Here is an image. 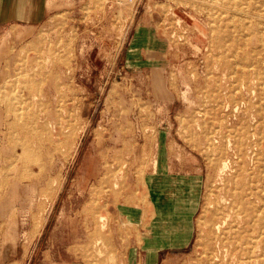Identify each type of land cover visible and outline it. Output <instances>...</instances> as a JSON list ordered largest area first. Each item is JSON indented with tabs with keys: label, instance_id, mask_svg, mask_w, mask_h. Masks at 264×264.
Here are the masks:
<instances>
[{
	"label": "rangeland",
	"instance_id": "rangeland-1",
	"mask_svg": "<svg viewBox=\"0 0 264 264\" xmlns=\"http://www.w3.org/2000/svg\"><path fill=\"white\" fill-rule=\"evenodd\" d=\"M3 1L1 18L22 2L23 18L36 10L38 21L0 22V85L31 88L38 123L58 142L50 161L34 140L31 160L0 178V200L8 173L21 184L12 218L0 209V264H264L231 248L206 260L211 200L232 179L241 133L254 134L249 164L264 176V83L237 85L223 64L228 55L255 70L264 58L255 24L232 31L240 0ZM259 3L251 11L264 14ZM39 64L34 81L18 75ZM55 179L63 189L52 199Z\"/></svg>",
	"mask_w": 264,
	"mask_h": 264
},
{
	"label": "bare ground",
	"instance_id": "bare-ground-1",
	"mask_svg": "<svg viewBox=\"0 0 264 264\" xmlns=\"http://www.w3.org/2000/svg\"><path fill=\"white\" fill-rule=\"evenodd\" d=\"M261 1L264 2V0H240L242 6L240 8L235 7L239 10L237 11L238 14H232V16L238 17L234 19L236 24L232 31L247 35L248 31L254 27L252 24H255L256 29L253 34L259 37L261 33L259 40L263 42L264 45V14L251 11L255 9L256 4L258 5ZM202 5L204 4L202 3ZM212 9H214V7ZM215 14L218 13L215 12ZM250 18L252 19L250 20ZM212 22H214V20ZM219 22H221V19ZM227 38L228 36H219L218 41L219 43H223ZM245 39V43L249 44L254 40V37ZM259 62V67L255 70H250L246 69L242 64H240L241 66L233 65L232 58L228 55H224L223 60V64L229 68L230 76H236L235 80L233 79L232 82L235 81L237 85H247L248 87L252 86V83H256L258 91L261 92V86L264 83V58L262 57ZM238 72L240 75L237 74ZM40 73L41 68L39 64L38 67L35 66V68H30L29 72L21 71L18 75H29L34 81ZM14 83V80L10 79L8 83L0 85V178L3 177L5 171H14L21 163L27 164L31 160L34 152V140L43 143L44 151L51 156L49 159L50 161L53 158L52 148H56L58 142L57 138L54 137L46 124L43 123L40 125L38 123L40 118H38L36 113L34 100L36 94L28 86H25V89L15 91L13 88ZM241 134L242 135L236 137L234 141V161L236 165L234 174L231 177L232 179H229L228 182L225 183V193H218L211 200V221L208 224V240L205 245L206 260H224L225 253L228 252L230 248L233 253H237L239 250L251 258L264 260V258H262L264 256V182L260 184V180L263 179L264 176L261 178L260 173L254 170V166H250L249 164V157L252 152H255V148L252 149L254 134L250 132ZM261 139L262 138H260V140ZM225 145L226 143L223 144L221 148H225ZM228 159V157H223L220 162L218 161V169L220 171L227 168L228 162L230 161V159L229 161ZM259 166H261L260 160L256 163V168H259ZM10 174L11 173H8L6 177L7 179L12 178V181L8 186L7 194L4 199L2 198L0 200V209L2 211L1 215L11 217L13 215L12 213H14L16 202L20 199L19 192L21 191V184L16 180L17 175L13 173L11 177ZM142 178L144 181L145 178ZM62 184V179H55V181L53 180L52 183L48 184V194L52 199L58 195L62 188ZM24 203L26 204L25 201ZM7 219L11 220L9 218ZM100 220L102 222L98 226V232L102 234L107 226L104 214L100 216ZM46 221L47 217L34 220L32 227L33 234H35ZM66 228L67 221L62 228L64 235L62 240L64 242L70 237L65 232ZM11 230H13L12 226ZM100 242V236L93 238L89 242L87 260H93L95 258L96 246L99 245ZM258 247H260V253L256 252Z\"/></svg>",
	"mask_w": 264,
	"mask_h": 264
},
{
	"label": "crops",
	"instance_id": "crops-1",
	"mask_svg": "<svg viewBox=\"0 0 264 264\" xmlns=\"http://www.w3.org/2000/svg\"><path fill=\"white\" fill-rule=\"evenodd\" d=\"M2 0H0V2H1ZM15 0H4L3 1V7L4 8H7V7H9L10 5H11V2L13 3ZM16 2V1H15ZM34 3V2H36V0H31V1H29V3ZM26 7H28L27 6V4L26 3H22V2H20V5L18 6V7H14V11H13V13H11V15L9 16V17H6V18H1L0 17V22H4V21H6V20H9V19H11V18H15V19H18V20H22L23 22H29V23H32V22H37L38 21V16H37V14H38V11H34V16L32 17V18H30V19H24L23 17L24 16H22L23 14H24V12L26 11L25 9H26ZM11 8V7H10ZM23 9H24V11H23ZM17 13H20V14H17ZM12 14H14V15H20V16H18V17H15L14 15H12ZM22 14V15H21Z\"/></svg>",
	"mask_w": 264,
	"mask_h": 264
}]
</instances>
